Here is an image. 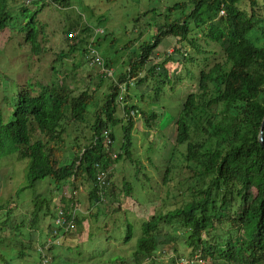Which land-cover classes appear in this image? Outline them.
Listing matches in <instances>:
<instances>
[{
    "label": "trees",
    "instance_id": "1",
    "mask_svg": "<svg viewBox=\"0 0 264 264\" xmlns=\"http://www.w3.org/2000/svg\"><path fill=\"white\" fill-rule=\"evenodd\" d=\"M66 1L58 0L63 5ZM8 3L0 0V31L11 18ZM37 11L20 28L30 43L36 38L33 22ZM159 16L153 35L137 46V54L120 80L129 77L137 85L153 80L158 95L160 83H171L169 63L175 61V68L183 70V75L176 71V80L186 82L189 92L176 118L174 147L184 146L181 159L194 167L186 165L190 176L178 181L174 205L165 210L154 207V213L136 227L139 236L130 257L135 264H162L155 255L157 247L181 240L191 250L190 257L198 254L203 260L198 264H264V0H183L167 6ZM73 27L63 31L68 47L64 55L83 42ZM164 38L173 39V50L158 61L151 54ZM36 83L39 88L25 83L13 92L9 122L0 113V158L17 151L18 157L29 159L28 184L18 191L45 177L61 184L57 186L61 189L71 176V183L83 176L91 183L88 197L93 204L113 196L110 171L124 157L133 162L130 113L136 104L129 103V111L123 105L133 97L129 85L120 101V88L111 85L106 103L96 108L94 90L85 88L74 94L56 78ZM118 104L127 118H121L125 122L120 153L113 158L109 152L114 135L108 125L119 121L110 111ZM90 113L91 137L82 144L70 134L71 128L79 130ZM140 115L147 125L156 117L155 112L143 110ZM261 125L263 147L258 139ZM104 132L111 139L108 144ZM135 168L138 173L140 166ZM101 170L106 171L107 184L98 186L96 173ZM168 172L166 167L163 183ZM126 184L120 192L122 198L129 197L133 188ZM101 210L98 208L97 215ZM30 222L32 226L36 222L35 214ZM132 229L127 224L121 237L125 242L132 238ZM18 256L26 254L20 251ZM0 260L3 264L12 261L1 254Z\"/></svg>",
    "mask_w": 264,
    "mask_h": 264
},
{
    "label": "rangeland",
    "instance_id": "2",
    "mask_svg": "<svg viewBox=\"0 0 264 264\" xmlns=\"http://www.w3.org/2000/svg\"><path fill=\"white\" fill-rule=\"evenodd\" d=\"M179 1L183 0H67V5H63L58 0H9L11 18L0 31V113L4 122L11 120L12 94L20 84L30 83L39 88L36 81L44 84L51 78L69 85L74 94L85 88L96 91V108L106 103L111 85L120 88V101L128 84L133 97L123 102L128 106L125 110L136 104L135 111L130 113L134 122L130 135L133 162L125 157L116 162L110 171L114 195L104 196L101 202L93 204L88 197L91 183L83 176L73 183L71 176L62 182L61 189L57 187L61 184L56 185L45 177L33 187L18 191L28 184L29 159L18 157L17 151L0 158V254L11 258V264L39 261V264H135L130 254L139 236L136 227L154 213V207L165 210L174 205L172 196L179 189L178 181L190 176L186 165L194 167L181 159L184 146L178 150L174 147L176 118L189 92L186 82L176 80V71L182 74L183 70L179 66L175 68V61L169 63L171 83H160L158 95L153 80L137 85L135 79L120 80V76L129 69L128 63L136 56L137 46L153 35L155 22L161 21L160 12ZM21 8L26 11L21 12ZM35 10H38L33 22L36 38L30 43L26 40L27 33L20 28ZM69 27H73L83 42L76 51L64 55L68 47L63 31ZM173 45V39L164 38L151 55L161 61L165 52H172ZM89 47L95 48L102 64L87 57ZM4 96L6 101L2 99ZM112 109L111 117L119 118L108 125L114 135L109 154L114 158L120 153L122 124L127 117L121 105ZM140 110L156 113L150 125L144 122ZM101 118L106 119L105 113ZM91 119L90 113L79 130L71 128L70 134L77 136L82 144L91 137ZM135 165L140 166L138 173ZM166 167L169 172L163 183ZM101 172L105 173L97 172L96 178ZM125 182L133 188L129 197L122 198L120 192L124 191ZM58 208L63 209L69 223L59 230L58 237H52ZM98 208L102 209L99 215ZM49 211L53 214L48 215ZM34 214L36 222L32 226L30 220ZM127 224L133 225V235L125 242L121 237ZM20 251L26 254L24 258L18 256ZM190 251L181 240L167 241L157 247L155 255L162 264L203 263L198 254L190 257ZM0 264H3L1 260Z\"/></svg>",
    "mask_w": 264,
    "mask_h": 264
},
{
    "label": "built area",
    "instance_id": "3",
    "mask_svg": "<svg viewBox=\"0 0 264 264\" xmlns=\"http://www.w3.org/2000/svg\"><path fill=\"white\" fill-rule=\"evenodd\" d=\"M30 1V0H27ZM71 36V35H70ZM87 57L94 63L96 64H102L103 61L101 59V57L99 56L98 52L95 50V48L93 47H89V53L87 55ZM104 136L106 138V142L107 144L111 142L110 138L108 137V132H104ZM100 172V171H99ZM106 171L105 173L101 172L97 178L96 181L98 182L99 185H104L106 183ZM68 219L67 216L65 215L63 209L58 208L56 210V216L54 219V225L52 227V231H51V236L52 237H58V233L59 230L61 228H64L68 225ZM48 242H51V237L48 238ZM183 261H181L182 263Z\"/></svg>",
    "mask_w": 264,
    "mask_h": 264
},
{
    "label": "water",
    "instance_id": "4",
    "mask_svg": "<svg viewBox=\"0 0 264 264\" xmlns=\"http://www.w3.org/2000/svg\"><path fill=\"white\" fill-rule=\"evenodd\" d=\"M263 122H264V117H263L262 123ZM258 139H259V142H260L261 146L263 147L262 125L260 126V128L258 130Z\"/></svg>",
    "mask_w": 264,
    "mask_h": 264
}]
</instances>
